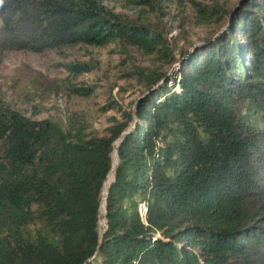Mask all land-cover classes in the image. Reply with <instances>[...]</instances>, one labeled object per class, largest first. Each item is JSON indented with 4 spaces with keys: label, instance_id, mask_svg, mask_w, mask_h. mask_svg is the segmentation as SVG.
Segmentation results:
<instances>
[{
    "label": "trees",
    "instance_id": "trees-1",
    "mask_svg": "<svg viewBox=\"0 0 264 264\" xmlns=\"http://www.w3.org/2000/svg\"><path fill=\"white\" fill-rule=\"evenodd\" d=\"M119 1L0 5V66L7 52L113 43L161 63L134 67L143 91L104 135L34 120L0 94V264H264V0H241L173 76L170 29L149 19L169 0H123L140 21ZM190 2L198 27H226L238 6Z\"/></svg>",
    "mask_w": 264,
    "mask_h": 264
},
{
    "label": "rangeland",
    "instance_id": "rangeland-1",
    "mask_svg": "<svg viewBox=\"0 0 264 264\" xmlns=\"http://www.w3.org/2000/svg\"><path fill=\"white\" fill-rule=\"evenodd\" d=\"M190 1L169 0L163 4V17L149 15L150 20L161 21L170 29L168 39L176 50L178 62L171 67L162 66V69L164 67L163 71L171 76L182 67V52H192L195 45L212 39L214 35L216 38L225 28L221 26L226 21L222 25L196 26ZM197 1L210 4L215 1L229 11L241 0ZM112 5L131 20L140 21L143 18L141 10L127 6L123 0ZM73 65L85 67L87 71L75 73L70 70ZM134 67L154 69L160 68L161 63L120 43L103 48L70 46L45 53L7 52L1 58L0 94L14 108L34 120L51 119L66 129L67 121L74 118L99 135H104L113 118L121 119L119 107L123 110L132 108L143 91L137 77L132 76ZM89 86L93 90V95L89 97L79 96L73 91L74 87ZM136 200L140 201V197Z\"/></svg>",
    "mask_w": 264,
    "mask_h": 264
},
{
    "label": "water",
    "instance_id": "water-1",
    "mask_svg": "<svg viewBox=\"0 0 264 264\" xmlns=\"http://www.w3.org/2000/svg\"><path fill=\"white\" fill-rule=\"evenodd\" d=\"M239 6H240V5H238V6L235 8V10L232 12L231 17H230V20H229V23H228L227 26L224 28V30H222L223 32H224L225 30H227V28L230 26V24H231V20H232L234 14L237 12ZM223 32H221V33H223ZM218 36H219V35H218ZM218 36H217V37H218ZM202 44H203V43H202ZM202 44L195 45V46L193 47V49H195L196 47H198V46H200V45H202ZM123 137H124V135L118 140V142H119V146H120V143H121ZM119 146H118V148H119ZM116 154H117V159H118V155H119V153H118V149L116 150ZM108 192H109V189H108V191H107V194H108ZM106 199H107V197L105 198V224H106V226H105L104 231L101 233V240L103 239V236H104V234H105V232H106V230H107V207H106ZM101 208H102V207H101Z\"/></svg>",
    "mask_w": 264,
    "mask_h": 264
},
{
    "label": "bare ground",
    "instance_id": "bare-ground-1",
    "mask_svg": "<svg viewBox=\"0 0 264 264\" xmlns=\"http://www.w3.org/2000/svg\"><path fill=\"white\" fill-rule=\"evenodd\" d=\"M118 146H119V142H117L116 150L118 149ZM116 150H115V155H116V160H117V162H118L117 154H116ZM115 170H116V169H115ZM114 174H115V171H114ZM109 187H110V185H109ZM108 189H109V188H108ZM106 197H107V193H106ZM106 197H105V198H106ZM144 209H145V206L142 205V207H141V211H143ZM104 217H105V213H104ZM104 226H106L105 222H104Z\"/></svg>",
    "mask_w": 264,
    "mask_h": 264
},
{
    "label": "clouds",
    "instance_id": "clouds-1",
    "mask_svg": "<svg viewBox=\"0 0 264 264\" xmlns=\"http://www.w3.org/2000/svg\"><path fill=\"white\" fill-rule=\"evenodd\" d=\"M3 2H4V0H0V5H2V4H3Z\"/></svg>",
    "mask_w": 264,
    "mask_h": 264
}]
</instances>
